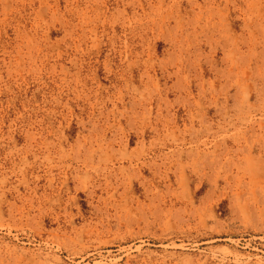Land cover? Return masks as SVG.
Returning <instances> with one entry per match:
<instances>
[{
    "label": "rangeland",
    "instance_id": "1",
    "mask_svg": "<svg viewBox=\"0 0 264 264\" xmlns=\"http://www.w3.org/2000/svg\"><path fill=\"white\" fill-rule=\"evenodd\" d=\"M0 264H264V0H0Z\"/></svg>",
    "mask_w": 264,
    "mask_h": 264
}]
</instances>
